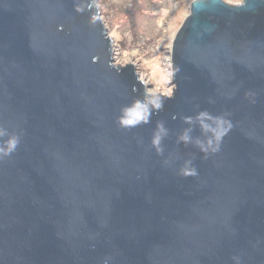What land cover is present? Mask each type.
Segmentation results:
<instances>
[{"label":"water","instance_id":"95a60500","mask_svg":"<svg viewBox=\"0 0 264 264\" xmlns=\"http://www.w3.org/2000/svg\"><path fill=\"white\" fill-rule=\"evenodd\" d=\"M188 6L171 94L124 128L146 89L113 64L97 0H0V126L20 137L0 159V264H264V0ZM201 112L231 124L218 151L196 143Z\"/></svg>","mask_w":264,"mask_h":264},{"label":"rangeland","instance_id":"374dc122","mask_svg":"<svg viewBox=\"0 0 264 264\" xmlns=\"http://www.w3.org/2000/svg\"><path fill=\"white\" fill-rule=\"evenodd\" d=\"M190 1L97 0L99 16L112 38L113 64L132 63L145 89L169 93V39L188 14Z\"/></svg>","mask_w":264,"mask_h":264},{"label":"clouds","instance_id":"9594fccd","mask_svg":"<svg viewBox=\"0 0 264 264\" xmlns=\"http://www.w3.org/2000/svg\"><path fill=\"white\" fill-rule=\"evenodd\" d=\"M229 3H234L237 6H243L246 3V0H227ZM77 11H83V8L77 6ZM92 21L94 22L98 19L97 16H92ZM170 95L169 93H166ZM163 95V94H162ZM162 95H155L152 89H146V95L143 100H135L131 104L125 106L121 110V114L118 117V122L121 127L124 128H133L141 123H147L149 120V116L151 114V109L159 110L163 106ZM151 105V108L149 107ZM189 122L191 121V117L185 118ZM197 119L200 121L201 129L205 133H210L208 135L206 142H202L197 140L196 143L200 147L201 151L204 153H208L209 151L215 152L219 149V142L222 140L223 136L226 135L227 131L230 129L231 124L223 117H213L211 114L207 112H201L198 114ZM212 120L215 126H212L208 123H205V120ZM158 131L153 135L152 144L156 147L157 152H161L160 148L161 142V133L164 132V128L162 124H158ZM7 137L6 140H3L0 143V159L4 157L11 156L17 149L20 143L19 135L15 133H9V131L0 126V139ZM181 139L185 142L189 141V136L187 133L181 136ZM191 161H187L186 165H190ZM184 175H196V169L194 167L186 166L182 170Z\"/></svg>","mask_w":264,"mask_h":264},{"label":"trees","instance_id":"16d2710c","mask_svg":"<svg viewBox=\"0 0 264 264\" xmlns=\"http://www.w3.org/2000/svg\"><path fill=\"white\" fill-rule=\"evenodd\" d=\"M101 2L103 1V0H100ZM120 44H122V42L120 41Z\"/></svg>","mask_w":264,"mask_h":264}]
</instances>
